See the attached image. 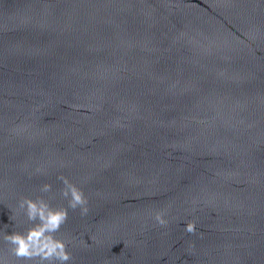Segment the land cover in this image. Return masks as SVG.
Instances as JSON below:
<instances>
[{"label": "water", "instance_id": "water-1", "mask_svg": "<svg viewBox=\"0 0 264 264\" xmlns=\"http://www.w3.org/2000/svg\"><path fill=\"white\" fill-rule=\"evenodd\" d=\"M60 175L67 264H264V0H0V254Z\"/></svg>", "mask_w": 264, "mask_h": 264}, {"label": "clouds", "instance_id": "clouds-1", "mask_svg": "<svg viewBox=\"0 0 264 264\" xmlns=\"http://www.w3.org/2000/svg\"><path fill=\"white\" fill-rule=\"evenodd\" d=\"M252 33V32H251ZM247 35V34H246ZM250 40H255L256 35L252 33L248 36ZM243 43V41H239ZM74 108L88 107L91 105H73ZM19 129H13L18 132ZM38 172L42 169L38 168ZM63 182L64 187L60 190L62 197L68 200L67 207H52L51 204L42 197L35 200L29 197H21L18 202V212L23 211L28 221L32 225L25 232H13L11 235L4 234L3 240L7 244V251L0 254V264H14V261L23 260L31 264H67L72 260V254L67 250L70 240L58 237L60 231L68 219V209H80V215L85 216L89 212L88 199L83 190L71 182L67 177L60 175L57 177ZM52 185L43 184L41 191L50 192ZM165 211H157L154 219L160 226H165L168 221L164 218ZM185 231L195 233L196 222L188 221ZM190 247H194L191 245Z\"/></svg>", "mask_w": 264, "mask_h": 264}]
</instances>
